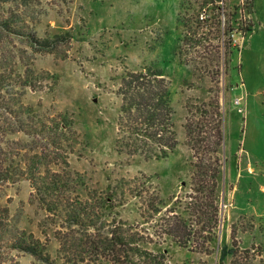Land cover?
<instances>
[{"label": "rangeland", "instance_id": "1", "mask_svg": "<svg viewBox=\"0 0 264 264\" xmlns=\"http://www.w3.org/2000/svg\"><path fill=\"white\" fill-rule=\"evenodd\" d=\"M212 16L216 24L197 23ZM183 30L192 42L182 43ZM32 36L50 47L31 43ZM150 67L168 82L177 146L164 159L145 161L116 152L117 89L125 73ZM215 92L225 122L219 222L210 242L182 248L154 236L168 213L180 214L189 203L195 159L184 124L199 120L198 109ZM58 113L72 118L80 141L68 159L80 179L78 197L107 200L109 218L148 236L141 246L164 254L162 264H264V0L0 3V140L8 173L0 183V209L8 212L0 217V264H42L10 248L22 232L46 242L48 257L61 264L53 237L60 221L48 219L25 173L38 140L31 123ZM20 124L27 135L16 131ZM157 195L160 203L152 204Z\"/></svg>", "mask_w": 264, "mask_h": 264}, {"label": "trees", "instance_id": "2", "mask_svg": "<svg viewBox=\"0 0 264 264\" xmlns=\"http://www.w3.org/2000/svg\"><path fill=\"white\" fill-rule=\"evenodd\" d=\"M7 1L10 0H0V3ZM212 13L215 15L214 11ZM214 20L215 17L212 16L211 20H198L197 23L206 24ZM183 31L185 34L183 32L182 43L192 42V35L189 37L188 31ZM245 32H250V28L247 27ZM202 38L200 36L199 40ZM31 39V43L43 49L50 47L48 40L33 36ZM60 39H64V36L54 38ZM228 43L230 55L233 46L231 41ZM208 74L209 77L213 76L212 73ZM26 77L31 80V75L27 72ZM210 79L213 82V78ZM117 95L121 104L116 125V152L129 157H140L145 161L166 158L176 148L177 141L171 121L168 82L163 74L151 67L146 72H127L121 79ZM219 100L215 92L211 100L198 109L199 120L193 122L187 119L184 124L185 144L195 159L192 164L194 172L189 203L182 213H168L161 221L156 227L160 233L158 231L154 236L158 240L169 238L180 247L187 248L188 244L197 245L199 241L210 242V237L218 226L220 214L216 191L218 178L222 173L219 155L224 147L225 129L224 113ZM45 117L44 120L37 118L34 126L31 123L33 138L38 140L32 150L35 153L26 160L25 173L33 196L47 213L48 219L60 221V227L53 237L57 243L56 257L61 264H162L164 254L156 256L142 248L141 245L149 243L148 236L120 220L109 218L105 212L111 209L107 200H81L78 197L76 191L80 179L77 178V173L69 170L68 163L75 147L80 145L79 137L73 129V120L62 113ZM210 120H213L214 128L213 132L208 133L206 128ZM16 131L27 135L22 124ZM2 146L0 140V183L6 181L8 174L2 168L6 163V152ZM16 153L12 156H19V152ZM51 166L62 168L53 171ZM158 196H155L152 204L160 203ZM1 215L8 217L7 210L0 209V217ZM107 218L110 219L109 222ZM204 233L208 238L202 236ZM233 233L232 229L231 234ZM18 237L19 240L10 242L11 249L28 254L42 264H54L46 253V242L25 235L24 232ZM248 252L244 250L245 254Z\"/></svg>", "mask_w": 264, "mask_h": 264}, {"label": "built area", "instance_id": "3", "mask_svg": "<svg viewBox=\"0 0 264 264\" xmlns=\"http://www.w3.org/2000/svg\"><path fill=\"white\" fill-rule=\"evenodd\" d=\"M223 207H225V206H224L223 203H222V208H223Z\"/></svg>", "mask_w": 264, "mask_h": 264}, {"label": "crops", "instance_id": "4", "mask_svg": "<svg viewBox=\"0 0 264 264\" xmlns=\"http://www.w3.org/2000/svg\"><path fill=\"white\" fill-rule=\"evenodd\" d=\"M231 224H232V222H231Z\"/></svg>", "mask_w": 264, "mask_h": 264}]
</instances>
